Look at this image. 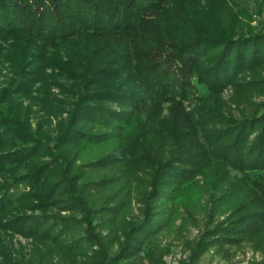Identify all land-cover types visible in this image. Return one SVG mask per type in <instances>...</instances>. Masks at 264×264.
Instances as JSON below:
<instances>
[{
    "label": "trees",
    "instance_id": "16d2710c",
    "mask_svg": "<svg viewBox=\"0 0 264 264\" xmlns=\"http://www.w3.org/2000/svg\"><path fill=\"white\" fill-rule=\"evenodd\" d=\"M248 19L233 0H0V38L39 46L0 88V233L47 264H165L159 235L206 193L218 222L195 259L249 245L264 264V32ZM228 87L255 114L222 113ZM52 89L67 118L32 130L24 101L55 117Z\"/></svg>",
    "mask_w": 264,
    "mask_h": 264
},
{
    "label": "rangeland",
    "instance_id": "374dc122",
    "mask_svg": "<svg viewBox=\"0 0 264 264\" xmlns=\"http://www.w3.org/2000/svg\"><path fill=\"white\" fill-rule=\"evenodd\" d=\"M236 5V9L244 11L249 16L246 24L252 29L253 32H264V0H233ZM39 46H28L21 43H17L14 46L7 38H0V88L6 86V82L12 78H15L16 66L23 67L26 61L23 59L22 54L30 52V55L36 54ZM67 49V48H65ZM49 52V49H44ZM51 72V70H47ZM264 77V75H263ZM250 76H246L245 80H249ZM58 81L65 86H70V82L66 81L62 77H58ZM53 94L56 96L57 109L54 111L55 117L47 114V111L42 109V106L38 100L33 102L24 101V105L32 109L31 122L32 130H36L38 127L45 130L48 134L51 133V127L49 122H55V120H65L67 118L66 111L71 108L73 99L69 96L59 95L56 89H52ZM36 95V93L34 94ZM245 93L239 92L237 89L230 87L226 88L222 93V113L232 116L234 118L249 117L255 114V108L260 99L257 96H253L251 103L247 104L245 101ZM42 98V97H41ZM44 99V98H42ZM59 109V110H58ZM203 209L200 214L196 215V218L191 221H186V225H181V218H177L175 229L172 233H165L159 235L161 246L168 245L170 247V253L164 256L163 261L165 264H255L263 260V257L253 251L249 245H244L239 250H233L229 258H225L222 254H218L216 248H210L195 259L194 252L196 245L203 233L210 229L214 224L218 222V215L209 218V195L204 194L201 201ZM138 208H141V204H134V214L139 215ZM184 216V213H181ZM213 218H216L213 220ZM35 242L22 235L7 232L0 233V246L4 248L5 252L9 255L11 264H47V259L38 258L43 256L44 250L38 248L39 256H36ZM50 255L47 253V256ZM51 256V255H50ZM35 257V258H33ZM52 264H73L69 261V258L60 256L52 257ZM83 259L75 257L76 264H82ZM120 264H149L147 258L143 257V254L130 260H124Z\"/></svg>",
    "mask_w": 264,
    "mask_h": 264
}]
</instances>
